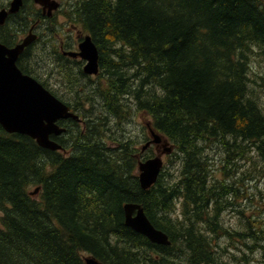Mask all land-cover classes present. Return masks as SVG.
Masks as SVG:
<instances>
[{
  "label": "trees",
  "instance_id": "1",
  "mask_svg": "<svg viewBox=\"0 0 264 264\" xmlns=\"http://www.w3.org/2000/svg\"><path fill=\"white\" fill-rule=\"evenodd\" d=\"M70 7L73 23L97 47V77L107 73L109 88L93 85L99 114L86 120L91 94L78 85L80 65L45 40L19 55L18 68L80 120L59 121L66 134L53 139L65 152L0 125V264H86L87 255L103 264H229L219 240L235 236L223 209L245 186L225 169L245 162V175L264 186V0H86ZM0 41L10 46L12 37ZM113 95L118 104L108 105ZM132 108L173 147L170 164L147 189L137 167L154 150L142 155L129 134L115 131ZM212 145L222 155L220 178L207 153ZM126 202L139 203L170 243H152L126 226ZM251 211L236 234L244 253L264 255V219Z\"/></svg>",
  "mask_w": 264,
  "mask_h": 264
},
{
  "label": "water",
  "instance_id": "2",
  "mask_svg": "<svg viewBox=\"0 0 264 264\" xmlns=\"http://www.w3.org/2000/svg\"><path fill=\"white\" fill-rule=\"evenodd\" d=\"M36 2L44 8L47 7L49 11L55 10L59 6V2L56 0H36ZM19 3L20 0H13L11 9L8 11H17L15 9ZM6 14V10H0V24L4 22ZM34 39L35 35L28 34L14 46H7L0 42V125L8 133H19L31 137L43 148L59 150L62 146L51 138L65 131V128L60 126L58 122L68 118L76 120L79 117L39 81L23 73L16 65V61L25 46ZM82 46L88 52L89 60L82 56L80 51H68L65 54L72 57L81 56L86 60L83 71L86 74L96 73L98 51L95 44L89 36H86ZM146 126L151 139L143 144L141 149L144 150L151 143H155L152 135L155 136L158 144L161 143L162 149L157 155L139 163L138 176L143 189H147L156 181L162 167L161 154H168L172 151L167 140L155 133L148 122ZM141 166H143L144 171L141 170ZM37 191L38 187L35 188V192L30 193L34 194ZM123 209L127 226L155 244L168 245L170 243L167 234L151 223L139 203H125ZM84 261L86 264H103L89 255L84 256Z\"/></svg>",
  "mask_w": 264,
  "mask_h": 264
},
{
  "label": "rangeland",
  "instance_id": "3",
  "mask_svg": "<svg viewBox=\"0 0 264 264\" xmlns=\"http://www.w3.org/2000/svg\"><path fill=\"white\" fill-rule=\"evenodd\" d=\"M62 1H63L62 9H66V10H64V12L66 14H68L69 11L72 10L70 7V4L74 3L73 9H76V8L80 7L82 1H86V0H62ZM35 50H37L39 55H41V49L39 47H36ZM66 60L70 63L73 62V60H70V59H66ZM252 63H253V65H256V67H257V64H258L257 57L253 58ZM91 74L96 75V73H91ZM108 76L109 75L107 73H103L99 77L96 76V78H92V80L81 79L80 84H78L79 86H82V88L84 90L89 91L91 94V97L89 99L90 101L86 103V112H85V116H84L86 120L91 121L93 119H97V115L99 113H97V108L95 106L96 105L95 99H96V95H98V93L97 92L93 93L91 90L93 89L94 86H96V88L99 87L103 91H107V89L109 88ZM51 82H52V79H50V83ZM260 94L263 95V93H261V92H260ZM63 95L65 98H67L65 91H63ZM114 97H115V95H113L110 102H107L108 105L109 104L110 105L118 104V101H117L118 96L116 98H114ZM125 99L126 98L124 96L120 97V101H125ZM128 103H129L130 108H131L132 102H128ZM90 105H93V107ZM99 106L101 107V105H99ZM74 113L78 115L77 112H74ZM78 117H79V115H78ZM72 120H75V119H72ZM79 120H80V117H79V119H76V121H79ZM109 121L112 122V120L107 118L106 122H109ZM144 125H145V113L143 114L140 111H138L137 109L132 108V110L128 114H126V117L124 119L121 118V122H119L118 125L115 126V131H117V128H119L121 130V132H125V133L129 134L131 136V139L134 141L133 146L135 148H137L138 150H140V146L143 144L142 141H143V138L145 136ZM63 133L65 135L66 130L64 132H62V134ZM64 138H66V137H64ZM61 150H64V152H65V149L63 147ZM219 152L220 151H218V149L213 145L207 149V153L209 156L216 157L215 158V171H214L213 175L217 178L222 177V173H223L221 168H220V165H221L220 163L222 161V155ZM171 153H172V151L170 153L166 154L167 156H163L164 164L162 165V167H165V165L170 164V160L168 159V156H170ZM238 162L239 161H233V163H236V164ZM243 163L245 164V162H243ZM243 163L241 164V167L235 166L233 169V167L231 166V167L225 169V172L227 171L228 173H230V175H232L234 181L235 180L238 181V178L241 177L240 180H241V182H244V186H245V188L242 186L239 188V191L237 192V196L235 199L236 201L234 202V200H233L234 204L232 206H228V207H225L223 209V212H224L223 213V221H225L228 224L227 225L228 228H237L241 224V222L245 219V216L252 214L251 210H253L254 212H256L258 214L259 219H262V218L264 219V197H262V195L264 194V186L260 185L258 180H255L254 177L249 178L247 175H245L246 173H245V170L243 168ZM232 169H233V172H232ZM240 180L238 182H240ZM234 187L238 188V184H234ZM32 190H33V192H35V189H32ZM233 197H234V195H233ZM248 197H251V199H248ZM232 209H234V210H232ZM237 209L241 210L240 215L236 212ZM0 215H1V211H0ZM255 218H256V215H254V214L250 217L251 221H253ZM259 219H256L254 221V223H257L258 222L257 220H259ZM254 226L256 228V225H254ZM251 231H252V229H251ZM241 232L244 233V231H241ZM233 234L235 237H232L231 235L230 236L225 235V239L219 240L224 244V249H225L224 253H227L224 255V258L226 259V263L241 264L242 262H244L243 259H246V256L249 260H254V259L260 258V253H261L260 251H258V252L255 251L254 253H251V252L244 253V251L246 249L244 246L243 238H240L234 232H233ZM219 238L220 237H218V239ZM256 249H258V245H254L253 251ZM262 257L264 258L263 255L261 256V258Z\"/></svg>",
  "mask_w": 264,
  "mask_h": 264
},
{
  "label": "flooded vegetation",
  "instance_id": "4",
  "mask_svg": "<svg viewBox=\"0 0 264 264\" xmlns=\"http://www.w3.org/2000/svg\"><path fill=\"white\" fill-rule=\"evenodd\" d=\"M12 1L13 0H0V10L7 11L4 22L2 23L4 25H0V38L11 36L12 41H10V46L20 43L28 34L35 35L34 42L30 44L32 46H36L43 40L51 45L55 43L56 45H54V48L58 49L60 52L59 54L64 59L67 57L73 60V63L76 65H80L81 71L78 74H80L81 78L88 80L96 78L99 71L96 75L84 73L83 65L85 64V59L78 55L76 57H71L64 53L67 51L77 52L79 45L88 34L82 29L81 23H73L74 18L72 14L59 13L61 7H63L62 0H57L59 2V7L50 11L47 7L44 8L37 3L36 0H20L19 6L15 9L17 11L9 12L8 10L11 9ZM143 142H145V136L142 143ZM141 152L143 155L145 151ZM236 212L239 215L241 214L240 209H237ZM238 228L239 226L237 228H231V230L234 233L240 232ZM261 256L262 254L260 253V258L254 259L256 262L255 264H262L261 262L264 258H261Z\"/></svg>",
  "mask_w": 264,
  "mask_h": 264
},
{
  "label": "bare ground",
  "instance_id": "5",
  "mask_svg": "<svg viewBox=\"0 0 264 264\" xmlns=\"http://www.w3.org/2000/svg\"><path fill=\"white\" fill-rule=\"evenodd\" d=\"M79 48H80L81 55L84 56V57H86V58L89 60L90 57H89V55H88V52H86V51L84 50V48H83V46H82V43L80 44ZM152 138H153V140H154L155 143H156V148L159 149V147H158V141L155 139V136L152 135ZM160 148L162 149L161 145H160ZM141 170L144 171L143 166H141Z\"/></svg>",
  "mask_w": 264,
  "mask_h": 264
}]
</instances>
